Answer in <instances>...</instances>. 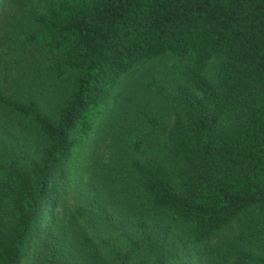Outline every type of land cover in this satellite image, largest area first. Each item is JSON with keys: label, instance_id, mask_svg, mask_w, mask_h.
Here are the masks:
<instances>
[{"label": "trees", "instance_id": "16d2710c", "mask_svg": "<svg viewBox=\"0 0 264 264\" xmlns=\"http://www.w3.org/2000/svg\"><path fill=\"white\" fill-rule=\"evenodd\" d=\"M217 260L264 264V0H0V264Z\"/></svg>", "mask_w": 264, "mask_h": 264}, {"label": "rangeland", "instance_id": "374dc122", "mask_svg": "<svg viewBox=\"0 0 264 264\" xmlns=\"http://www.w3.org/2000/svg\"><path fill=\"white\" fill-rule=\"evenodd\" d=\"M146 66L147 65L139 64L137 66L132 67L127 72V74L125 76H127V78L129 79V80H127L129 85L131 83V79L136 77V73L138 75L141 72L143 73V70L146 68ZM126 88H127V86H124V90H126ZM131 90H133V89H131ZM134 90H136V89L134 88ZM119 91H120V88H117V86H115L112 90L111 95L109 96L108 104L106 103V106L108 107V109L110 111H112V109L117 106L116 104H117V100L119 99ZM142 100L143 99H141V101ZM123 105H127V108L125 107L126 109H123V112L121 113L119 118H116V116L113 114L112 119H109V115H106L107 114L106 106H105V108H103V110L100 114H96L94 117L95 124L98 123V125H99L101 123V129L95 131V135H94V140H96V143H97V144H95V148H96L95 151H96V153L101 154V156L103 158H105L106 156L109 155L108 154V151H109L108 147H109L110 140L112 138V132L113 131H114V133L115 132L119 133V130L122 129V127H123V133H124V131L127 132L129 130L130 131L133 130L136 132V130H139V127H141L143 130H145L147 128L146 124L142 121V119L138 120V118L136 117V112H135L136 96H133L131 98V95H129L128 100H126ZM142 115H141V117H142ZM110 121H113V122L110 123ZM160 123L162 125L165 124V122L162 120ZM128 137H131V136H128ZM90 144H91V141H90V138L88 136L84 140H82V142L78 143V149L80 150V147H81L82 150H80V152H82L83 150H85L86 146L90 145ZM76 152L79 155V151H76ZM74 177H76V176H74ZM77 181L78 180L76 178L69 179V183L71 185H73V183L75 184ZM66 200L70 205L73 204L74 202H76L75 197H73V195L71 193L67 194ZM89 231H90V234L93 237V239L98 244H100L101 241L96 236L92 235L91 230H89ZM102 233H103L102 235L105 238L106 237L109 238L108 237L109 236V230L108 229H103ZM217 264H229V261L225 263L222 260L221 261L217 260Z\"/></svg>", "mask_w": 264, "mask_h": 264}]
</instances>
